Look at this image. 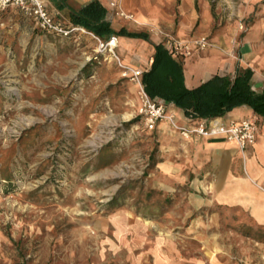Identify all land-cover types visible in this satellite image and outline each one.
Segmentation results:
<instances>
[{
    "label": "rangeland",
    "instance_id": "obj_1",
    "mask_svg": "<svg viewBox=\"0 0 264 264\" xmlns=\"http://www.w3.org/2000/svg\"><path fill=\"white\" fill-rule=\"evenodd\" d=\"M231 6L216 23L236 19L243 31L251 15ZM23 15L0 10V264H136L160 224L184 238L183 257L199 255L188 230L210 212L196 207L178 132L145 128L136 85L91 34L23 36ZM251 239L246 252L257 251Z\"/></svg>",
    "mask_w": 264,
    "mask_h": 264
},
{
    "label": "crops",
    "instance_id": "obj_2",
    "mask_svg": "<svg viewBox=\"0 0 264 264\" xmlns=\"http://www.w3.org/2000/svg\"><path fill=\"white\" fill-rule=\"evenodd\" d=\"M44 1L55 19L69 27L78 26L70 20L69 9H80L93 0H65L67 6L62 8H58L54 0ZM96 1L104 9V20L112 30L110 36L116 37L115 51L123 63L147 71L153 61L155 45L161 44L180 63L182 83L186 88H194L213 75L232 77L237 67H247L253 72L251 88L257 92L263 89L264 0H121V6L133 14L134 20L116 15L109 5L111 0ZM226 4L230 7L237 4L246 10V15H251L243 31L237 29L236 19L228 18L222 26L220 22L216 23V10ZM7 8L12 14L22 15L17 6L9 5L4 9ZM24 17L28 26L22 27L23 36L25 31H36L40 39L51 43L64 42L71 37L74 41H84L86 36L78 29L69 36L46 32L33 18ZM157 30L180 38L205 35L212 41V46L186 57H176L166 37ZM131 33H144L146 37ZM154 97L166 102L180 124L193 125L196 120L203 119L184 112L172 101ZM247 116L257 118L258 130L254 143L244 150L223 135L184 138L178 133L183 139L180 154L185 159L184 164L192 165L189 168L192 183L200 186L197 188L200 196L194 200L196 207H208L210 223L202 218V213L193 221L188 233H192L191 237L200 249L199 255L187 258L179 248V243L185 242L184 238L168 235L170 226L157 225L156 233L159 234L142 241L145 251L134 254L136 264H264V191L257 186L264 181V113H256L249 105L241 104L213 119L226 124ZM164 126L168 131L177 132L166 122L158 123L156 128ZM180 174L183 182L190 172L183 170ZM202 211L206 213L204 209ZM232 214L245 217L246 224L236 228L223 226L221 217ZM253 233H257L254 238L250 237ZM250 239L257 245V251L246 252L244 249ZM236 241L241 243L240 254L232 255Z\"/></svg>",
    "mask_w": 264,
    "mask_h": 264
},
{
    "label": "trees",
    "instance_id": "obj_3",
    "mask_svg": "<svg viewBox=\"0 0 264 264\" xmlns=\"http://www.w3.org/2000/svg\"><path fill=\"white\" fill-rule=\"evenodd\" d=\"M54 1L58 8L67 6L65 0ZM69 17L74 24L102 40H107L112 32L104 20V9L96 0L80 9H69ZM131 35L146 37L144 33ZM252 73L250 68L237 67L232 77L213 75L194 88H186L182 83L180 63L157 44L152 64L142 72L141 81L151 97L172 101L184 112L210 120L241 104L249 105L256 113H264V87L259 92L251 88Z\"/></svg>",
    "mask_w": 264,
    "mask_h": 264
},
{
    "label": "built area",
    "instance_id": "obj_4",
    "mask_svg": "<svg viewBox=\"0 0 264 264\" xmlns=\"http://www.w3.org/2000/svg\"><path fill=\"white\" fill-rule=\"evenodd\" d=\"M9 5L17 6L23 14L33 18L37 26L43 31L68 35L72 30L78 29L91 34L98 41L99 46L105 48L117 61L118 65L123 69V74L127 75L129 80L136 85L137 114L146 129L153 130L158 123L166 122L184 138L192 135L203 137L223 135L227 140L235 142L241 150L254 143L258 130L255 116L231 120L226 124H221L216 119L209 121L198 119L193 125L177 122L174 113L168 109L166 102L160 98L151 97L146 92L141 81L142 71L120 60L115 51L116 38L114 36H110L107 40H102L80 26H64L48 11L44 0H0V10ZM109 5L119 17L134 20L133 14L125 11L121 6V0H111ZM156 32L166 37L171 52L176 57H186L196 50H204L212 46V41L205 35L180 38L162 30H157ZM257 186L264 191V181L258 183Z\"/></svg>",
    "mask_w": 264,
    "mask_h": 264
},
{
    "label": "bare ground",
    "instance_id": "obj_5",
    "mask_svg": "<svg viewBox=\"0 0 264 264\" xmlns=\"http://www.w3.org/2000/svg\"><path fill=\"white\" fill-rule=\"evenodd\" d=\"M116 38V37H115Z\"/></svg>",
    "mask_w": 264,
    "mask_h": 264
}]
</instances>
